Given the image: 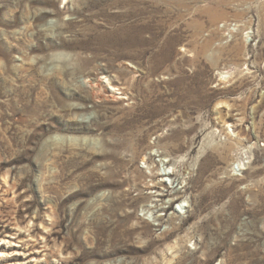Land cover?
I'll return each instance as SVG.
<instances>
[{
    "label": "rangeland",
    "instance_id": "1",
    "mask_svg": "<svg viewBox=\"0 0 264 264\" xmlns=\"http://www.w3.org/2000/svg\"><path fill=\"white\" fill-rule=\"evenodd\" d=\"M0 264H264V0H0Z\"/></svg>",
    "mask_w": 264,
    "mask_h": 264
},
{
    "label": "bare ground",
    "instance_id": "2",
    "mask_svg": "<svg viewBox=\"0 0 264 264\" xmlns=\"http://www.w3.org/2000/svg\"><path fill=\"white\" fill-rule=\"evenodd\" d=\"M221 75H222V74H221ZM225 75H226V73H225ZM111 89H116V87H115L114 85H112V86H111ZM227 126H229V124H227ZM203 149H204L203 151L205 152L206 149H205V148H203ZM244 162H245V161H244ZM241 165H243V164L240 163V168H241V169L246 168V166H241ZM155 174H156V173H155ZM234 174H235V173H234ZM153 185H154V187H157L156 184L153 183ZM173 200H174V199H173Z\"/></svg>",
    "mask_w": 264,
    "mask_h": 264
},
{
    "label": "built area",
    "instance_id": "3",
    "mask_svg": "<svg viewBox=\"0 0 264 264\" xmlns=\"http://www.w3.org/2000/svg\"><path fill=\"white\" fill-rule=\"evenodd\" d=\"M245 160H246V159H245ZM246 161H247V160H246ZM246 163H248V162H246ZM241 166H244V165H241ZM232 169H233V172L236 173L235 176H236V175H239V172L242 170V169L240 168V164H239V166L232 167ZM235 169H236V170H237V169H240V171L237 172ZM245 169H246V168H245Z\"/></svg>",
    "mask_w": 264,
    "mask_h": 264
}]
</instances>
